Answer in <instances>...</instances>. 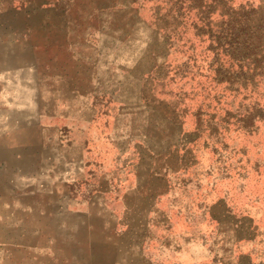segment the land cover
<instances>
[{
  "label": "rangeland",
  "instance_id": "obj_1",
  "mask_svg": "<svg viewBox=\"0 0 264 264\" xmlns=\"http://www.w3.org/2000/svg\"><path fill=\"white\" fill-rule=\"evenodd\" d=\"M263 45L264 0H0V264H264Z\"/></svg>",
  "mask_w": 264,
  "mask_h": 264
},
{
  "label": "trees",
  "instance_id": "obj_2",
  "mask_svg": "<svg viewBox=\"0 0 264 264\" xmlns=\"http://www.w3.org/2000/svg\"><path fill=\"white\" fill-rule=\"evenodd\" d=\"M242 6H238V8H241ZM210 14V12L208 13V16L206 17V20H208V18H209V15ZM227 16L229 17L230 15L227 13ZM231 17H229L228 19H227V23H226V25H225V28H224V30L225 31H227L228 33H227V35L228 36H230V37H232V35H234V30L236 29V26H234V25H229V24H233L234 23V21H232L231 19H230ZM204 20H205V18H204ZM236 21V23H237V27L238 26H240L241 24H242V22H244V20H235ZM247 22L248 21H246V22H244L243 24H242V26L244 27V26H246V24H247ZM245 28H243L242 30H244ZM238 38V37H237ZM224 40H225V37H224ZM228 40V39H227ZM253 40L255 41V42H257V44L258 45H260L261 44V41L263 40V39H261L260 37H257V36H255V38H253ZM245 42H246V40H244ZM236 43V45L237 46H239V44H240V42L239 41H227V43H225V44H227V45H232V44H235ZM250 44H251V42H250ZM264 46V45H263ZM237 49H241L240 47L239 48H237ZM240 61V59L238 60V62Z\"/></svg>",
  "mask_w": 264,
  "mask_h": 264
}]
</instances>
